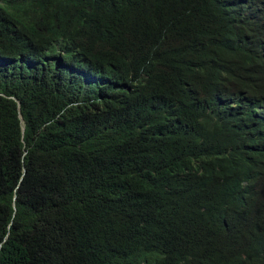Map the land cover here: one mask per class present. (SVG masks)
I'll list each match as a JSON object with an SVG mask.
<instances>
[{
  "label": "trees",
  "instance_id": "obj_1",
  "mask_svg": "<svg viewBox=\"0 0 264 264\" xmlns=\"http://www.w3.org/2000/svg\"><path fill=\"white\" fill-rule=\"evenodd\" d=\"M90 1L0 0V264H195L172 167L196 137L168 130L166 107L197 79L185 51L219 49L236 15Z\"/></svg>",
  "mask_w": 264,
  "mask_h": 264
},
{
  "label": "clouds",
  "instance_id": "obj_2",
  "mask_svg": "<svg viewBox=\"0 0 264 264\" xmlns=\"http://www.w3.org/2000/svg\"><path fill=\"white\" fill-rule=\"evenodd\" d=\"M221 1L236 15L234 35L214 51H185L179 72L197 79L166 107L177 109L168 130L196 137L198 149L172 173L179 194L190 189L181 203L195 264H264V0ZM185 97L202 114L189 131L179 114Z\"/></svg>",
  "mask_w": 264,
  "mask_h": 264
}]
</instances>
